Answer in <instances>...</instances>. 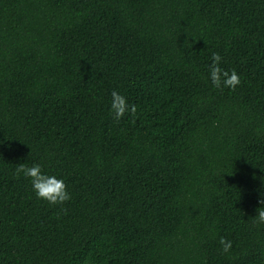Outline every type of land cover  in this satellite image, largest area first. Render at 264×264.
I'll use <instances>...</instances> for the list:
<instances>
[{
    "label": "trees",
    "instance_id": "16d2710c",
    "mask_svg": "<svg viewBox=\"0 0 264 264\" xmlns=\"http://www.w3.org/2000/svg\"><path fill=\"white\" fill-rule=\"evenodd\" d=\"M261 199L264 0H0V264H264Z\"/></svg>",
    "mask_w": 264,
    "mask_h": 264
},
{
    "label": "clouds",
    "instance_id": "9594fccd",
    "mask_svg": "<svg viewBox=\"0 0 264 264\" xmlns=\"http://www.w3.org/2000/svg\"><path fill=\"white\" fill-rule=\"evenodd\" d=\"M212 63L210 65V79L214 87L220 88L222 85L225 88L235 90L240 84V78L232 70L231 72L222 69L219 65L221 56L219 53H213ZM112 102L111 110L114 113L115 119L119 121L126 113L135 114L136 108L134 105H129L126 98L117 91L111 93ZM23 173L24 176L30 178L33 191L36 193L38 199L47 201L52 205H63L71 199V195L66 190V184L63 179H58L55 176H48L42 174L41 167L35 164L31 167L26 166L24 163L17 165L16 174ZM264 205V199L258 201ZM61 211L66 214V209L61 208ZM253 220L264 224V208L260 207L256 210V215ZM219 243L222 246V252L227 253L232 247L231 241L224 237L220 238Z\"/></svg>",
    "mask_w": 264,
    "mask_h": 264
}]
</instances>
